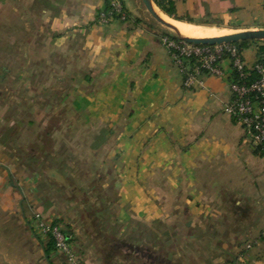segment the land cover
I'll use <instances>...</instances> for the list:
<instances>
[{
	"label": "crops",
	"instance_id": "1",
	"mask_svg": "<svg viewBox=\"0 0 264 264\" xmlns=\"http://www.w3.org/2000/svg\"><path fill=\"white\" fill-rule=\"evenodd\" d=\"M120 1L129 19L102 24L107 0H0V264L61 263L35 212L69 221L84 264H264V155L224 112L231 59L184 88L164 30ZM171 1L169 23L264 29V0ZM169 225L177 247H149Z\"/></svg>",
	"mask_w": 264,
	"mask_h": 264
},
{
	"label": "built area",
	"instance_id": "2",
	"mask_svg": "<svg viewBox=\"0 0 264 264\" xmlns=\"http://www.w3.org/2000/svg\"><path fill=\"white\" fill-rule=\"evenodd\" d=\"M109 9L99 11L98 18L102 24L112 22L114 17L123 21L126 13L120 0H107ZM167 48L174 64L182 76V85L190 89L202 85V76H220L219 62L224 55L232 61L233 71L239 74L237 80L230 81L231 99L225 104L224 112L233 118L244 130L255 151L264 154V66L256 62L252 70L258 74L257 79L247 83L243 80L245 73L241 52L233 43L215 45H197L183 40H174L167 35L160 38ZM193 59V62H188ZM31 228L39 235L53 239L54 250L65 254L64 264H83L77 260L67 244V239L59 227L45 221L35 212L31 219Z\"/></svg>",
	"mask_w": 264,
	"mask_h": 264
},
{
	"label": "rangeland",
	"instance_id": "3",
	"mask_svg": "<svg viewBox=\"0 0 264 264\" xmlns=\"http://www.w3.org/2000/svg\"><path fill=\"white\" fill-rule=\"evenodd\" d=\"M139 8H140V10H141V12H143L144 14H146V16L148 17V18H150L151 20H153V22H155L159 27H161L163 30H164V32H165V35H175V33L172 31V30H170V29H168V28H166V27H164V26H162V25H160L159 23H157L150 15H149V13L146 11V9H145V7H144V5L142 4V2H141V0H139ZM204 26V25H203ZM204 27H211V26H204ZM217 29H219V30H223V29H221V28H217ZM225 33H228V31L227 30H223ZM234 33V32H233ZM229 34H232V33H229ZM225 35H227V34H225ZM44 145L46 146V147H49V143L48 142H46V143H44ZM70 180H72V181H74L75 182V184L77 185V186H79V188H81V190H83V195L84 196H89L90 197V199H92L91 198V195H90V193H88V185L89 184H91V182H90V180L89 181H87V180H83V178L81 177V175L79 176V178H77V177H75V178H73L72 176H70ZM109 195H110V197L112 198V199H114L116 196H115V194L113 193V191H111V192H109ZM70 197H73L72 196V194H70L69 193V198ZM77 198H78V196L75 198L76 200H77ZM80 199V198H79ZM97 199H95V201L94 202H92L91 200V202L89 201V203H90V208L89 209H91V211L93 212V214H95L96 212L95 211H97L98 210V207H97V205H96V201ZM96 205V206H95ZM99 206H100V204H99ZM68 211H69V213L71 214V216H75V214H73L72 212V208L70 207V209L68 208ZM76 213H78L79 214V217L81 216V214H82V212L81 211H78V212H76ZM34 214V213H33ZM78 214H77V216H78ZM44 219H45V221H47V222H49V223H51V224H53V225H55V226H57V227H59L60 228V230L62 231V233L65 235V238L67 239L66 241H67V244L69 245V248H70V250L72 251V253L74 254V256H76L77 257V260H79V262H81V263H83L84 264V262H83V260L81 259V257H80V254L75 250V248H74V246L72 245V243H70V240L67 238V234L68 233H70V229H69V221L67 222H62L61 220L60 221H58V220H52V219H50V220H47L45 217H43ZM31 219H32V217H31ZM64 221V220H63ZM69 223V224H68ZM96 225V224H95ZM147 228H148V246L149 247H177V245L175 244V242L178 240V239H172V237L171 238H169L168 236H171V231H172V229H170V227H172V226H167V228H165V227H161L158 231H159V233H161V237H159V238H155L154 237V235H156L155 233H151L152 231H151V226H146ZM172 228H174V226L172 227ZM30 229H32V228H30ZM33 230V229H32ZM171 230V231H170ZM34 231V230H33ZM163 231V232H162ZM174 234H175V232H174ZM152 235H153V237H152ZM164 236V237H163ZM163 238V239H162ZM110 240V239H109ZM180 240V239H179ZM119 241H121V243H123V240L120 238L119 239ZM119 241H117L118 243H119ZM138 241V239H136V238H131V242L132 243H135V242H137ZM137 244V243H136ZM79 250H80V248H78ZM55 251V250H54ZM62 257H63V260L61 261V263L60 264H64L65 263V254H63V253H59Z\"/></svg>",
	"mask_w": 264,
	"mask_h": 264
},
{
	"label": "water",
	"instance_id": "4",
	"mask_svg": "<svg viewBox=\"0 0 264 264\" xmlns=\"http://www.w3.org/2000/svg\"><path fill=\"white\" fill-rule=\"evenodd\" d=\"M144 5L146 11L149 15L160 25L172 30L175 33V37L180 40H183L188 43L197 44V45H215L222 43H236L239 41L245 40H257L264 41V29L261 30H251V31H243L236 32L232 34L215 36V37H206V38H189L182 36L178 29L171 23L164 20L155 10V3L153 0H141Z\"/></svg>",
	"mask_w": 264,
	"mask_h": 264
},
{
	"label": "trees",
	"instance_id": "5",
	"mask_svg": "<svg viewBox=\"0 0 264 264\" xmlns=\"http://www.w3.org/2000/svg\"><path fill=\"white\" fill-rule=\"evenodd\" d=\"M153 2L158 7V9H160L164 14H166L167 16H169L175 20H180V18H177L174 14V6H173V2L171 0H153ZM108 9H109V5L107 2L105 7L102 10L107 11ZM123 9L126 13L125 20L121 21L118 19V17H114L112 21L125 22L126 20L129 19V13L126 11L124 6H123ZM185 21H187L188 23H193L192 20H190V19H186ZM171 38L174 40H180L175 36H171ZM251 43L258 44V51H257L258 59H257V61L260 62L264 66V41L245 40V41H239V42L233 43V45L237 48V50L239 52H242V50L247 48ZM226 57H229V56H227V55L223 56V58H226ZM188 62H193V59H188ZM243 72L246 74L245 77L243 78V80L247 83L254 81L258 77V74L255 72V70H252V69L248 70L245 68L243 70ZM232 75H233V78L235 80H237L239 77V74L236 71H233ZM45 135L46 136L50 135L49 131L45 132ZM255 152L258 153V151H255ZM258 154L264 155L261 153H258ZM52 249H54V242H53V239L50 238L46 244L45 251H46V253H48Z\"/></svg>",
	"mask_w": 264,
	"mask_h": 264
},
{
	"label": "bare ground",
	"instance_id": "6",
	"mask_svg": "<svg viewBox=\"0 0 264 264\" xmlns=\"http://www.w3.org/2000/svg\"><path fill=\"white\" fill-rule=\"evenodd\" d=\"M162 18L166 20L164 17ZM171 24H173L178 29V31L180 32L182 36L189 37V38H206V37L221 36V35H218L219 33L216 34L215 30L213 29H204L203 27L201 28L199 26H195L192 24L179 23V22H174V21H172Z\"/></svg>",
	"mask_w": 264,
	"mask_h": 264
}]
</instances>
